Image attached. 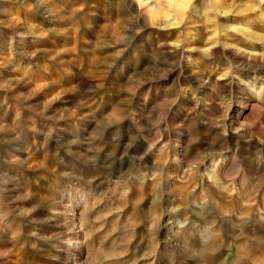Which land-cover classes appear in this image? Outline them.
<instances>
[{"label":"rangeland","instance_id":"rangeland-1","mask_svg":"<svg viewBox=\"0 0 264 264\" xmlns=\"http://www.w3.org/2000/svg\"><path fill=\"white\" fill-rule=\"evenodd\" d=\"M0 264H264V0H0Z\"/></svg>","mask_w":264,"mask_h":264},{"label":"bare ground","instance_id":"bare-ground-1","mask_svg":"<svg viewBox=\"0 0 264 264\" xmlns=\"http://www.w3.org/2000/svg\"><path fill=\"white\" fill-rule=\"evenodd\" d=\"M11 192H13V190L8 188V189L5 190L4 194L5 195L6 194H10ZM71 245H72V243H71Z\"/></svg>","mask_w":264,"mask_h":264}]
</instances>
